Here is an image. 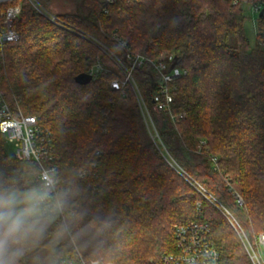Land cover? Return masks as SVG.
Wrapping results in <instances>:
<instances>
[{"label":"trees","instance_id":"16d2710c","mask_svg":"<svg viewBox=\"0 0 264 264\" xmlns=\"http://www.w3.org/2000/svg\"><path fill=\"white\" fill-rule=\"evenodd\" d=\"M40 1L48 7L49 0ZM252 1L264 10V0ZM20 2L14 24L20 39L0 48V90L51 131L54 197L63 206L52 210L42 235L21 246L16 264H59L76 249L87 262L164 264L177 249L175 225L198 217L210 227L220 264H252L222 213L178 170L229 210L251 239L264 232V15L257 13L253 48L244 0H86L85 12L56 13L121 56L114 36L146 58L173 53L180 60L187 74L175 82L174 119L152 110L150 63L135 71L157 145L134 94L122 101L111 89L115 71L75 82L96 64L99 49ZM82 171L90 174L81 178ZM38 175L35 163L5 152L0 133V188L39 187Z\"/></svg>","mask_w":264,"mask_h":264},{"label":"built area","instance_id":"2783aa9c","mask_svg":"<svg viewBox=\"0 0 264 264\" xmlns=\"http://www.w3.org/2000/svg\"><path fill=\"white\" fill-rule=\"evenodd\" d=\"M27 1L37 13L55 26L61 27L88 40L99 49L101 54L105 56L117 70V77L113 78L110 82L111 89L121 95L122 101H126L129 92L134 94L150 137L157 145H162L159 133L152 119V111L145 102L135 78V71L144 67L146 63H150L155 74L152 110L155 113H169L172 119H174L172 104L174 102V92L177 89L175 82L187 74L186 70H184L180 64L172 68L176 56L172 53L157 59H149L134 53L127 45L126 41L114 36V39L117 40L124 51L123 56H121L94 36L85 34L62 22L58 15L56 13H51L48 7L40 0ZM118 1L121 0H105V3L107 5H114ZM125 1L130 3L136 0ZM237 2L239 1H235V3ZM244 2L252 5L254 13L257 14L260 12L261 6L259 3L253 2L252 0H244ZM5 4H7L8 7L0 11V48L17 42L20 39V35L14 28V24L21 16L23 6L20 0H0V6ZM259 41L260 44L264 45V33ZM101 56L98 57L96 64L91 68L89 73H87L92 76L93 80L107 71L101 62ZM184 115L185 114L182 113L180 117H184ZM0 133L5 142L15 145L16 151L14 155L16 158L33 162L38 166V179L41 185L44 182L54 184V196L57 180L54 177L56 166L53 162L54 157L52 154L53 135L49 129L42 127L38 123L36 116L25 115L20 107V103L15 98L10 99L5 96L1 90ZM97 154H100V151H98ZM178 171L201 196L212 203L222 213L242 242L252 264H264V232L251 239L229 210L214 199L201 185L189 178L185 172L182 170ZM89 174L90 173L87 171H82L80 177L86 178ZM238 203L242 205L241 199H238ZM174 235L177 243L176 252L166 256L164 264H220V254L215 245L210 227L201 217L186 224L175 225ZM59 264L114 263L105 262L103 259L87 262L76 249L74 256L64 254Z\"/></svg>","mask_w":264,"mask_h":264},{"label":"clouds","instance_id":"9594fccd","mask_svg":"<svg viewBox=\"0 0 264 264\" xmlns=\"http://www.w3.org/2000/svg\"><path fill=\"white\" fill-rule=\"evenodd\" d=\"M53 192L49 182L28 190L0 188V264H16L21 246L44 233L52 210L63 206Z\"/></svg>","mask_w":264,"mask_h":264},{"label":"rangeland","instance_id":"374dc122","mask_svg":"<svg viewBox=\"0 0 264 264\" xmlns=\"http://www.w3.org/2000/svg\"><path fill=\"white\" fill-rule=\"evenodd\" d=\"M48 10L51 13L57 14H74L76 12H85L87 8H85L86 0H49L48 1ZM244 16L246 18L245 21V33L247 38L250 41L251 47H255L257 44V36H258V29H259V22H258V14L254 13L252 5L250 3H244L242 6ZM264 47V45H263ZM165 56V54H162ZM99 57V56H98ZM97 57V59H98ZM108 60V59H107ZM106 72L111 70L117 72L116 68H114L113 64L106 63ZM16 151L15 145L13 143L5 142V152L8 155H14ZM38 187V186H37ZM36 188V187H32ZM31 189V188H30ZM28 190V189H27ZM112 263V262H111Z\"/></svg>","mask_w":264,"mask_h":264},{"label":"water","instance_id":"95a60500","mask_svg":"<svg viewBox=\"0 0 264 264\" xmlns=\"http://www.w3.org/2000/svg\"><path fill=\"white\" fill-rule=\"evenodd\" d=\"M264 15V10H262L259 14V17H262ZM180 63V60L176 57L174 60V63L172 65V68L175 67ZM93 78L90 74H81L75 78V82L80 85H86L92 82Z\"/></svg>","mask_w":264,"mask_h":264}]
</instances>
